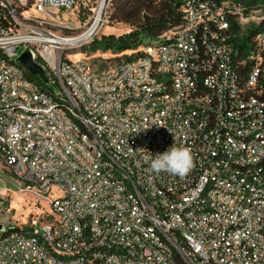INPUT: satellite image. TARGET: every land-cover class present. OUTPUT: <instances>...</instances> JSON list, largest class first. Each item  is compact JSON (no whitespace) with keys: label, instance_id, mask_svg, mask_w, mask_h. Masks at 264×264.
Returning <instances> with one entry per match:
<instances>
[{"label":"built area","instance_id":"2783aa9c","mask_svg":"<svg viewBox=\"0 0 264 264\" xmlns=\"http://www.w3.org/2000/svg\"><path fill=\"white\" fill-rule=\"evenodd\" d=\"M174 1L179 26L98 69L52 27L80 0H0V211L7 180L44 207L0 229V264H264V5ZM81 3L97 36L109 0ZM173 144L184 177L150 169Z\"/></svg>","mask_w":264,"mask_h":264},{"label":"trees","instance_id":"16d2710c","mask_svg":"<svg viewBox=\"0 0 264 264\" xmlns=\"http://www.w3.org/2000/svg\"><path fill=\"white\" fill-rule=\"evenodd\" d=\"M233 1L241 3L247 8L257 4L264 5V0ZM75 7L78 13L77 17L83 20L87 19L89 14L93 12V8L84 7L81 2H77ZM107 7L112 10V20L125 22L134 27L128 32L118 35L115 33H102L99 36H94L88 43L87 49L102 52L111 51L116 54L131 52L130 55H124L121 60H131L138 56L140 54V46L146 40L157 39L165 31L179 26L184 21V15L180 11L178 3L174 0H109ZM233 23L237 26L235 20ZM257 31L258 28L249 27L246 34L234 40L235 44L241 48L247 46L246 43ZM26 73L30 79L37 82L41 88L46 89L49 93H53L58 87L56 80H51L50 83L45 84L37 77L29 74V72L26 71ZM14 228L19 229L18 226H14Z\"/></svg>","mask_w":264,"mask_h":264},{"label":"rangeland","instance_id":"374dc122","mask_svg":"<svg viewBox=\"0 0 264 264\" xmlns=\"http://www.w3.org/2000/svg\"><path fill=\"white\" fill-rule=\"evenodd\" d=\"M80 2H85L90 5L89 0H80ZM76 8V7H75ZM73 8L71 11L61 13L59 12L57 15V19L61 20L64 15L70 21L74 22L77 27L74 29H61L59 23H54V31L56 33L62 34V36H77L87 29L89 26L90 18L93 15V12L89 14L87 19L83 20L77 17L78 13L76 9ZM78 9V6H77ZM112 10L105 9L103 16L108 19V22H105L102 25L101 30L98 33V36L102 33H115L122 34L128 32L134 26L125 23V22H117L111 19ZM93 37H89L86 40L81 41L83 44L77 43L73 48L67 50L70 57H84L87 58L95 68L105 69L114 63L120 61L124 58V55H130L131 52H127L124 54H116L111 51L102 52V51H93L87 49L88 43L92 40ZM22 47L20 50L22 51ZM5 191L7 192V199L10 203L8 212L0 211V229L4 227L5 224L11 225L17 221L19 224H23L29 221V218L32 217L34 213H40L43 211L44 207L42 205L37 206L33 201H30V197L26 195H22L18 193L17 187L14 185L12 180H7L5 185ZM55 196V194H54ZM1 198V196H0Z\"/></svg>","mask_w":264,"mask_h":264},{"label":"clouds","instance_id":"9594fccd","mask_svg":"<svg viewBox=\"0 0 264 264\" xmlns=\"http://www.w3.org/2000/svg\"><path fill=\"white\" fill-rule=\"evenodd\" d=\"M130 151H133L130 148ZM194 167V156L191 149L173 144L162 154H155L150 160V169L155 173L168 172L179 177L186 176Z\"/></svg>","mask_w":264,"mask_h":264},{"label":"water","instance_id":"95a60500","mask_svg":"<svg viewBox=\"0 0 264 264\" xmlns=\"http://www.w3.org/2000/svg\"><path fill=\"white\" fill-rule=\"evenodd\" d=\"M19 63L26 69L29 74L32 76L37 77L43 83H49V75L48 72L42 67V65L37 62L29 49H25L21 52L20 56L18 57Z\"/></svg>","mask_w":264,"mask_h":264},{"label":"bare ground","instance_id":"6f19581e","mask_svg":"<svg viewBox=\"0 0 264 264\" xmlns=\"http://www.w3.org/2000/svg\"><path fill=\"white\" fill-rule=\"evenodd\" d=\"M101 14L102 13H101V9H100V10H98V13L95 15L93 22L90 23L88 28L86 30H84L82 33L78 34L77 36H69L68 38L58 39L57 41H59L61 43L73 45V44H76L80 41L88 39L91 36V34L93 33V31H95V29L98 28V24L101 20Z\"/></svg>","mask_w":264,"mask_h":264}]
</instances>
